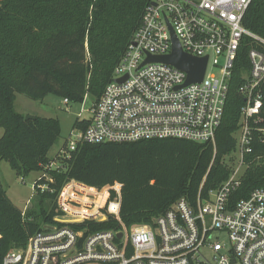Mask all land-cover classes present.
<instances>
[{"label":"built area","instance_id":"2783aa9c","mask_svg":"<svg viewBox=\"0 0 264 264\" xmlns=\"http://www.w3.org/2000/svg\"><path fill=\"white\" fill-rule=\"evenodd\" d=\"M251 1L148 0L110 81L85 109L88 114H78L59 151L63 160L84 142L179 138L214 143L238 51L247 37L253 47L247 54L249 67H241L236 148L223 159L228 177L206 194L200 188L193 202L177 199L152 224L130 228L120 220V183L95 188L68 180L55 197L56 214L23 246L9 249L1 264H264V187L246 198H231L247 167L244 156L252 152L256 138H264V38L242 23ZM171 31L184 53L207 57L200 82L185 85L187 74L170 64H142L147 55L171 52ZM60 162L44 169H62ZM41 172L33 191L52 193L47 183L38 182L49 179ZM109 216L120 223L119 230H89Z\"/></svg>","mask_w":264,"mask_h":264},{"label":"trees","instance_id":"16d2710c","mask_svg":"<svg viewBox=\"0 0 264 264\" xmlns=\"http://www.w3.org/2000/svg\"><path fill=\"white\" fill-rule=\"evenodd\" d=\"M148 0H0V160L18 176L44 171L53 192H37L38 210L21 211L6 195L0 181V264L11 248L56 214L55 197L71 179L103 188L121 184L120 220L125 227L152 224L177 199L193 202L225 180L230 168L223 162L236 148L243 98L238 93L242 66L249 67L250 38L243 39L229 80L224 112L214 143L165 138L132 142L81 143L62 169H44L53 161L48 152L60 135L58 120L33 116L25 119L14 108L16 93L33 100L52 94L72 103L85 95L96 102L110 81ZM243 25L264 38V0H252ZM264 118V84L261 88ZM77 124V117L73 127ZM87 122L81 127H85ZM263 126V123L259 124ZM258 135V134H257ZM247 167L231 198L248 197L264 187V138L255 139L244 156ZM36 191V190H35ZM113 195V194H112ZM50 200L51 208L44 207ZM113 216L91 230H119Z\"/></svg>","mask_w":264,"mask_h":264},{"label":"rangeland","instance_id":"374dc122","mask_svg":"<svg viewBox=\"0 0 264 264\" xmlns=\"http://www.w3.org/2000/svg\"><path fill=\"white\" fill-rule=\"evenodd\" d=\"M91 103V98L87 96L84 102H69L65 104L63 98L52 94L45 96L42 100H33L26 97L24 94L16 93L14 108L23 116L52 117L58 120L60 135L48 152L49 158L56 160L53 162L58 164L57 162H59V160L57 155L70 136L76 117L79 113L81 117H85L88 114L85 109L89 108ZM2 133L3 129L0 127V137ZM234 135L237 136V132H235ZM60 163L63 165L62 162ZM41 173V171H33L27 176H18L6 161L0 160V181L8 198L20 210H24L25 208L30 209L32 207L38 210L39 196L33 191V181L36 180ZM47 177L50 178L49 176ZM27 201H29L28 205H26ZM43 205L49 210L51 208L50 200H44ZM220 240L226 242L225 236H221Z\"/></svg>","mask_w":264,"mask_h":264},{"label":"water","instance_id":"95a60500","mask_svg":"<svg viewBox=\"0 0 264 264\" xmlns=\"http://www.w3.org/2000/svg\"><path fill=\"white\" fill-rule=\"evenodd\" d=\"M172 34V50L169 54L163 56H152L147 55V58L144 60L146 62H161L165 64H170L175 66L176 68L184 71L187 74L185 85L192 83V82H200L203 78L207 57H193L186 53H184L178 41L171 31ZM123 78H119L118 81H121ZM33 116L26 115L24 116L25 119L32 118Z\"/></svg>","mask_w":264,"mask_h":264}]
</instances>
